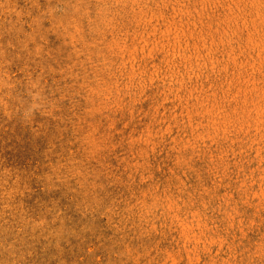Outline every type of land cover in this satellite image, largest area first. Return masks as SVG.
<instances>
[{"label": "rangeland", "instance_id": "1", "mask_svg": "<svg viewBox=\"0 0 264 264\" xmlns=\"http://www.w3.org/2000/svg\"><path fill=\"white\" fill-rule=\"evenodd\" d=\"M0 264H264V0H0Z\"/></svg>", "mask_w": 264, "mask_h": 264}]
</instances>
